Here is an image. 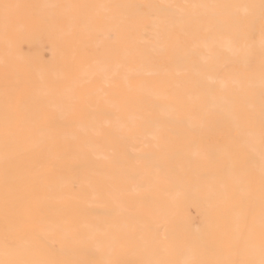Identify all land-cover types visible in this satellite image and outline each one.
<instances>
[{"label": "bare ground", "instance_id": "bare-ground-1", "mask_svg": "<svg viewBox=\"0 0 264 264\" xmlns=\"http://www.w3.org/2000/svg\"><path fill=\"white\" fill-rule=\"evenodd\" d=\"M261 19L264 0H0V264H54V237L73 244L57 206L70 190L117 204L102 190L168 185L203 190L219 244L232 214L259 264L264 201L262 244L233 206L264 197ZM106 227L92 252L114 243Z\"/></svg>", "mask_w": 264, "mask_h": 264}, {"label": "rangeland", "instance_id": "rangeland-1", "mask_svg": "<svg viewBox=\"0 0 264 264\" xmlns=\"http://www.w3.org/2000/svg\"><path fill=\"white\" fill-rule=\"evenodd\" d=\"M260 27L263 31L264 19L260 20ZM156 65L160 64L156 62ZM163 66L171 69L173 64L167 62ZM226 137V129L218 128L210 135L211 144L220 147ZM102 191L121 192V201L114 204L110 197L102 196L99 204H91L86 202L85 190H70L65 200L59 202L57 206L64 213L67 225L70 227L68 234L73 244H63L60 237H54L60 252L58 256L48 254L51 262L73 264V253L79 245L88 250L86 255L79 254L87 264H248L251 262L242 251V242L234 241L230 236L232 214L218 213L223 218L227 241L219 244L217 231L207 227L205 219L210 208L205 205L201 189L168 185L140 189L107 188ZM229 193L234 194V190H229ZM263 201L262 196L255 203L235 195L236 203L233 206V209L239 212L237 215L240 219L239 236H243L245 229L248 228L253 232L256 244H262V229L252 226L250 222L261 216ZM99 224L107 226V232L114 235V243L109 249L92 252L88 234ZM18 241L13 237L12 246L16 247Z\"/></svg>", "mask_w": 264, "mask_h": 264}, {"label": "snow or ice", "instance_id": "snow-or-ice-1", "mask_svg": "<svg viewBox=\"0 0 264 264\" xmlns=\"http://www.w3.org/2000/svg\"><path fill=\"white\" fill-rule=\"evenodd\" d=\"M5 7H7V5ZM248 264H254V262H248ZM259 264H264V245H262L261 248V259L259 261Z\"/></svg>", "mask_w": 264, "mask_h": 264}]
</instances>
